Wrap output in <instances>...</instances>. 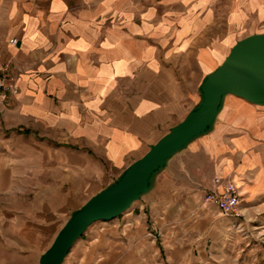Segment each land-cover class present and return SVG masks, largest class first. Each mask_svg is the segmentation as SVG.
<instances>
[{
	"label": "crops",
	"instance_id": "0c3cea01",
	"mask_svg": "<svg viewBox=\"0 0 264 264\" xmlns=\"http://www.w3.org/2000/svg\"><path fill=\"white\" fill-rule=\"evenodd\" d=\"M258 25L264 0H0V65L17 89L0 94V264L39 263ZM160 174L131 209L89 227L66 264H173L170 234H205L224 216L204 200L217 176L242 193L240 214L225 215L237 228L264 214V106L228 95L214 129Z\"/></svg>",
	"mask_w": 264,
	"mask_h": 264
},
{
	"label": "water",
	"instance_id": "95a60500",
	"mask_svg": "<svg viewBox=\"0 0 264 264\" xmlns=\"http://www.w3.org/2000/svg\"><path fill=\"white\" fill-rule=\"evenodd\" d=\"M200 100L148 151L75 209L59 229L39 264H63L75 243L98 221L112 220L150 192L170 159L195 139L210 133L226 97L235 95L264 106V32L239 39L224 61L202 79Z\"/></svg>",
	"mask_w": 264,
	"mask_h": 264
},
{
	"label": "rangeland",
	"instance_id": "374dc122",
	"mask_svg": "<svg viewBox=\"0 0 264 264\" xmlns=\"http://www.w3.org/2000/svg\"><path fill=\"white\" fill-rule=\"evenodd\" d=\"M252 28L250 27V30ZM254 28L264 30V25ZM142 197L134 202L131 208ZM224 217L225 219L221 221ZM231 218L235 217L225 215L220 216V219L218 217L219 223L210 226L205 234H170L173 242L170 243L169 248L162 250L163 255L172 257L173 264H264V214H258L255 218L248 220L244 229L237 228ZM103 223V221H98L90 227ZM160 241H165V239H160ZM165 243L168 247V242L165 241ZM66 263L67 258L63 264Z\"/></svg>",
	"mask_w": 264,
	"mask_h": 264
},
{
	"label": "built area",
	"instance_id": "2783aa9c",
	"mask_svg": "<svg viewBox=\"0 0 264 264\" xmlns=\"http://www.w3.org/2000/svg\"><path fill=\"white\" fill-rule=\"evenodd\" d=\"M15 41L14 39L13 42ZM12 79L9 69L5 65H0V94L8 89L17 92L15 87L9 85ZM204 200L224 215L237 216L240 214L242 193L233 180L217 176L214 179V186L205 193Z\"/></svg>",
	"mask_w": 264,
	"mask_h": 264
}]
</instances>
